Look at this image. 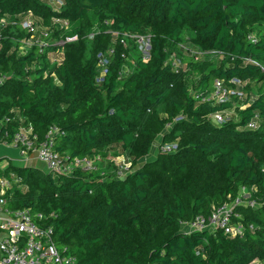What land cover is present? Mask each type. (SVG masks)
<instances>
[{
    "label": "trees",
    "instance_id": "1",
    "mask_svg": "<svg viewBox=\"0 0 264 264\" xmlns=\"http://www.w3.org/2000/svg\"><path fill=\"white\" fill-rule=\"evenodd\" d=\"M62 1L55 7L47 0H0V18L7 21L1 26L0 127L12 132L23 117L40 143L56 126L57 148L70 159L105 162L122 155L131 165L125 174L110 161L106 169L56 175L10 164L0 169L11 180L6 207L53 213L56 241L79 264L264 259V0ZM28 12L49 28L52 41L78 39L22 53L31 33L19 20ZM54 18L68 19L69 27ZM137 34L150 35L147 59L131 37ZM184 42L218 58L196 59L178 49ZM111 48L98 84L99 55ZM60 50L63 60H51L49 53ZM175 51L178 70L169 60ZM216 78L242 80L248 98L216 104L195 98L194 91L210 92ZM217 111L228 113L220 125L209 119ZM255 115L259 128H246ZM166 143L177 144L176 151L140 162ZM242 187L257 203L234 207L232 223L242 233L182 229L183 222L209 217L234 200Z\"/></svg>",
    "mask_w": 264,
    "mask_h": 264
},
{
    "label": "built area",
    "instance_id": "2",
    "mask_svg": "<svg viewBox=\"0 0 264 264\" xmlns=\"http://www.w3.org/2000/svg\"><path fill=\"white\" fill-rule=\"evenodd\" d=\"M51 5L60 7L63 5L62 0H47ZM15 21L14 23H16ZM54 23L60 25L61 28H68L70 22L68 19L54 18ZM7 23L5 17L0 18V47L2 45L3 33L1 26ZM19 24L31 33V36L21 42L20 51L27 53L29 50L39 48L40 52H44L52 45H64L66 42H72L78 39V35L67 36L60 40L49 38L50 30L47 26L41 24L35 15L28 12L20 17ZM136 40V43L141 47L143 58L147 59L150 55L151 38L150 35H131ZM122 42H126L122 39ZM178 49L185 53H192L196 59H199V52L209 53L198 48H193L188 43H179ZM114 49L111 48L107 53H101L97 67L99 73L96 77L97 83H102L108 72V66ZM51 60L62 61L63 50L52 51L49 53ZM170 62L173 63L175 69L180 68L181 62L177 52L170 55ZM57 80V79H56ZM3 79H0V83ZM59 83V81H57ZM246 83L238 78L231 79L227 84L223 79L216 78L212 83L210 92L204 94L200 91H194L195 98H200L203 102H212L213 104L230 101L233 97H239L242 100L248 98L245 90ZM243 104L241 107H245ZM226 112L217 111L210 115L209 119L220 125L227 120ZM259 115H255L251 119L246 128L257 129L259 124L257 119ZM11 121L10 116H6L3 120L4 124ZM58 133V127L52 126L47 139L38 143V136L35 133L34 126L25 118H20L17 127L10 132L7 129L0 127V141L10 142L15 147L21 149V152L27 155L30 152H36L38 159L43 162L48 171L54 174L71 175L76 169L84 171H97L99 165L97 161L99 157L92 158L89 156L69 158L60 152L57 148L55 135ZM177 149V144H162L158 147V151L164 153L174 152ZM126 161V162H125ZM121 174H125L131 163L127 162L124 157V162H117ZM1 169V168H0ZM1 171H3L1 169ZM12 177H15L12 174ZM11 186V180L5 175H0V264H79L78 257L69 252L68 247L59 244L55 239V225L53 223V213L47 214L42 211H35L32 208L10 209L6 207L7 199L3 197L5 192ZM250 191L247 187H242L240 194L232 201L225 203L215 209L209 217L198 216L192 221L182 223L184 231L194 230H217L224 229L226 233H242L241 226L232 223V212L237 205L245 204L252 207L257 205L254 199L248 197ZM252 264H264V259H256Z\"/></svg>",
    "mask_w": 264,
    "mask_h": 264
},
{
    "label": "crops",
    "instance_id": "3",
    "mask_svg": "<svg viewBox=\"0 0 264 264\" xmlns=\"http://www.w3.org/2000/svg\"><path fill=\"white\" fill-rule=\"evenodd\" d=\"M157 154L158 149L156 146L155 157ZM10 164L39 166L47 170L45 164L38 159L36 152H30L25 155L21 152L20 148L15 147L12 143L0 141V168L5 170Z\"/></svg>",
    "mask_w": 264,
    "mask_h": 264
},
{
    "label": "rangeland",
    "instance_id": "4",
    "mask_svg": "<svg viewBox=\"0 0 264 264\" xmlns=\"http://www.w3.org/2000/svg\"><path fill=\"white\" fill-rule=\"evenodd\" d=\"M129 47H131V45L129 44ZM216 53V52H215ZM215 53H212V54H208V53H201V52H199L198 54H197V56L199 57V59L200 60H204V59H206V58H211V59H213V60H216L217 58H218V56L217 55H215ZM235 113L232 111V115H234ZM155 152H156V146H154L153 148H152V150H151V152H150V154L148 155V156H146V157H144V158H142L141 159V163H143V162H146V161H149V160H152V159H154L155 158ZM100 161H102V160H98L97 161V163H98V165H99V167L100 168H104V169H106V167L107 166H109L110 164H111V162L110 161H113V163L117 166L118 165V161L120 162V163H123L124 162V156H113V155H111L105 162H100ZM126 162V161H125Z\"/></svg>",
    "mask_w": 264,
    "mask_h": 264
}]
</instances>
